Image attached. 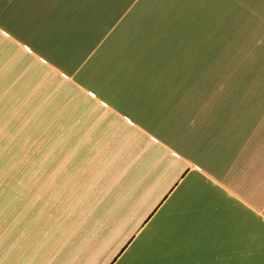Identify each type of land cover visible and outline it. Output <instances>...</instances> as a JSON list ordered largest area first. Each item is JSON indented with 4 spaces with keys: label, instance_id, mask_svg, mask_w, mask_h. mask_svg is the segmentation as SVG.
<instances>
[{
    "label": "crops",
    "instance_id": "obj_1",
    "mask_svg": "<svg viewBox=\"0 0 264 264\" xmlns=\"http://www.w3.org/2000/svg\"><path fill=\"white\" fill-rule=\"evenodd\" d=\"M141 1L0 0V34L66 106L0 192V264H264V62L220 25L235 0Z\"/></svg>",
    "mask_w": 264,
    "mask_h": 264
},
{
    "label": "rangeland",
    "instance_id": "obj_2",
    "mask_svg": "<svg viewBox=\"0 0 264 264\" xmlns=\"http://www.w3.org/2000/svg\"><path fill=\"white\" fill-rule=\"evenodd\" d=\"M186 4V0H157V3L141 1L137 9L140 8L139 12L143 10L152 13L188 14L194 6ZM122 6L114 8L120 9ZM263 8L264 0H235V6L230 9L235 18L230 22L220 21L221 27L232 30L227 32L231 37L234 30L233 40L237 50H245L250 60L257 64L264 62V19L261 15ZM207 10L205 11L207 13H204L206 19H200L206 22L212 20L217 24L218 14ZM247 17L251 19H245ZM132 23L127 17L119 28L130 26ZM151 23H154L151 19L139 18V21L135 20L130 27L144 31ZM248 29L250 31H247ZM117 32L118 29L109 36L103 47L108 48L109 41L117 36ZM224 44H228L227 37H221L220 45ZM102 50L103 48L84 62V56L81 58L78 76L90 74L91 70L95 69V74L100 75L103 64L99 62L96 65L95 61L99 59ZM226 56V53H221V59L226 60ZM39 69L41 67L27 55V52L0 34V192L9 185L10 179H19L21 169L25 168V165L23 166L25 158L35 156V142L50 140L53 115L57 109L66 107L58 105L52 97L51 84L60 83L57 82L58 79L52 75L42 78V71ZM44 74L49 73L45 72L43 76ZM16 182L18 183V180ZM130 252L131 250L128 255ZM125 262L126 258H123L119 264Z\"/></svg>",
    "mask_w": 264,
    "mask_h": 264
}]
</instances>
